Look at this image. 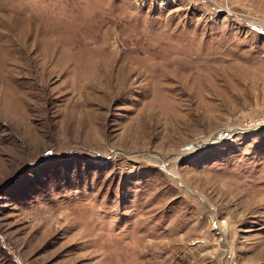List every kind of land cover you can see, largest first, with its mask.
<instances>
[{
    "label": "rangeland",
    "instance_id": "obj_1",
    "mask_svg": "<svg viewBox=\"0 0 264 264\" xmlns=\"http://www.w3.org/2000/svg\"><path fill=\"white\" fill-rule=\"evenodd\" d=\"M0 264H264V0H0Z\"/></svg>",
    "mask_w": 264,
    "mask_h": 264
},
{
    "label": "bare ground",
    "instance_id": "obj_2",
    "mask_svg": "<svg viewBox=\"0 0 264 264\" xmlns=\"http://www.w3.org/2000/svg\"><path fill=\"white\" fill-rule=\"evenodd\" d=\"M223 132L222 131H220V132H218V133H216L215 135H212L209 139H207V140H212V139H214L216 136H220L221 134H222ZM207 140H202V141H200L201 143H205ZM188 149V148H187Z\"/></svg>",
    "mask_w": 264,
    "mask_h": 264
},
{
    "label": "water",
    "instance_id": "obj_3",
    "mask_svg": "<svg viewBox=\"0 0 264 264\" xmlns=\"http://www.w3.org/2000/svg\"><path fill=\"white\" fill-rule=\"evenodd\" d=\"M223 133H225V131ZM209 141H211V140H209ZM200 144H202V143L200 142L197 146H195V148L198 147ZM190 146H191V144L187 143V144L183 145V148H189Z\"/></svg>",
    "mask_w": 264,
    "mask_h": 264
}]
</instances>
